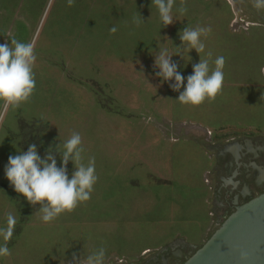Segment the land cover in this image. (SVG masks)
<instances>
[{
  "label": "rangeland",
  "instance_id": "rangeland-1",
  "mask_svg": "<svg viewBox=\"0 0 264 264\" xmlns=\"http://www.w3.org/2000/svg\"><path fill=\"white\" fill-rule=\"evenodd\" d=\"M180 3L174 22L160 27L151 0H74L71 7L67 0H0V44L15 35L32 42L37 57L30 99L18 109L0 101V227L8 212L18 219L7 242L11 255L0 264H69L72 253L83 259L101 246L104 264H141L148 256L142 253L169 239L179 235L199 244L206 228L208 236L221 223L210 220L203 203L210 167L205 145L239 133L219 131L220 124L264 125V32L242 28L239 3L186 0L183 16ZM249 21L256 20L249 14ZM187 24L211 26L201 37L205 52L226 59L221 92L199 105L177 102L174 80L161 82L153 67V51L165 43L174 53L181 44L177 32ZM182 55L171 59L186 78L205 53ZM73 131L81 134L85 162L95 157L98 179L88 201L45 223L34 214L40 205L14 191L4 168L9 155L29 144L43 157L49 144L55 150ZM67 170L71 178V161Z\"/></svg>",
  "mask_w": 264,
  "mask_h": 264
},
{
  "label": "clouds",
  "instance_id": "clouds-1",
  "mask_svg": "<svg viewBox=\"0 0 264 264\" xmlns=\"http://www.w3.org/2000/svg\"><path fill=\"white\" fill-rule=\"evenodd\" d=\"M175 2L176 0H151L150 8L154 6L157 9L160 27H167L174 22ZM67 3L71 7L74 0H67ZM247 3L258 14H264V0H247ZM187 10L186 0H181L178 13L183 16ZM142 22L143 19L136 12L134 23L139 25ZM116 31V26L109 29L110 33ZM211 32V26L191 27L187 24L177 32L181 44L174 47V53H169L163 46L165 43L159 44L158 52L153 51V67L159 69L155 75L161 78V82L174 80L170 87L179 92L176 101L181 104L199 105L206 99L214 100L222 90L226 59L222 55L213 59L212 51L205 52L206 45L201 39L208 37ZM34 47L32 42L21 41L15 35H9L5 43L0 44V101L12 109H18L22 103L27 102L36 87L33 69L37 57ZM192 49L199 56L200 53H205V56H200L199 62L192 65V73L185 78L177 70L178 65L171 57L179 55L183 59L182 53H188ZM181 87L183 91H180ZM84 152L81 134L75 131L65 141L56 143L55 150L49 144L43 157L38 154L37 145L32 143L27 151L9 155L4 168L5 178L14 191L22 195L30 205H40L34 214L47 223L63 212H71L79 203L91 198L93 186L98 179L95 173V157L89 156L85 162ZM57 155L60 159L59 167ZM69 161L74 167L71 178L67 170ZM5 219L6 226L0 227V237L5 242L0 244V257L11 255L7 242L11 241L18 223L17 215L13 212L6 213ZM105 256L106 248L101 246L89 252L83 259L72 253L69 264H104Z\"/></svg>",
  "mask_w": 264,
  "mask_h": 264
},
{
  "label": "flooded vegetation",
  "instance_id": "flooded-vegetation-1",
  "mask_svg": "<svg viewBox=\"0 0 264 264\" xmlns=\"http://www.w3.org/2000/svg\"><path fill=\"white\" fill-rule=\"evenodd\" d=\"M223 1L228 5L233 4L235 8L238 3L245 8V12L239 11L244 14L245 21L237 14L243 29L248 28L249 25H255L261 26L264 32V14H258L247 0L244 2ZM249 14L256 20L252 24L249 21ZM206 143L205 148L210 152L208 158L211 163L206 174L208 179L206 182L209 184L211 206L219 212L216 214L213 209L209 214L212 217L216 215L214 222L217 223L229 215L234 206L264 193V143L262 139L252 135L239 140L230 137L221 143L218 141ZM234 144L240 145L241 149L236 151ZM213 200L222 201L223 207L219 208L217 202L213 203ZM192 251L190 247H183L173 240L160 246L151 254H148L150 252L142 253L143 256H148L141 264H181Z\"/></svg>",
  "mask_w": 264,
  "mask_h": 264
},
{
  "label": "water",
  "instance_id": "water-1",
  "mask_svg": "<svg viewBox=\"0 0 264 264\" xmlns=\"http://www.w3.org/2000/svg\"><path fill=\"white\" fill-rule=\"evenodd\" d=\"M189 247L181 264H264V193L234 206L200 246Z\"/></svg>",
  "mask_w": 264,
  "mask_h": 264
},
{
  "label": "crops",
  "instance_id": "crops-1",
  "mask_svg": "<svg viewBox=\"0 0 264 264\" xmlns=\"http://www.w3.org/2000/svg\"><path fill=\"white\" fill-rule=\"evenodd\" d=\"M245 21V20H244ZM234 23V22H233ZM253 23V22H252ZM251 22H250V24H252ZM246 24V23H245ZM249 26H253V27H256L255 25H249ZM257 27H261V26H257ZM243 28V27H242ZM262 28V27H261ZM260 31H262V30H260ZM243 34H245V36L244 37H249L248 35H249V32H248V30L247 31H245V32H243ZM262 67V69H263V71H264V67L263 66H261ZM197 126H199V127H201L203 130L204 129H206V130H208V131H210L211 129L208 127V125H203V124H201V123H195ZM218 130L219 129H222V130H219V131H224V130H237V132H239V133H232L233 135H236L234 138H237L238 140L239 139H242L243 137H246V136H249V135H252V136H254L255 138H260V139H262V141H263V143H264V125H262V126H258L257 124H249V123H241V122H238L237 123V127H235L234 125H218L217 127H216ZM227 128V129H226ZM224 129V130H223ZM230 134V133H229ZM229 139V138H228ZM228 139H226V140H228ZM225 139L223 140V141H226ZM215 141H218V142H223L222 140H213V142H215ZM210 165H211V163H210ZM209 169H210V167H209ZM210 198H211V196H210V193H207L206 194V197L203 199V203L206 205V209H207V214H208V216L210 217V220H212V217H211V215L209 214V212H212L213 211V209H215V208H213L212 206H211V202H210ZM213 203L215 202H217V205L219 206V208H222L223 207V203H222V201H216V200H213L212 201ZM215 213L217 214V213H219L216 209H215ZM216 215H214V217H215ZM209 220V224L211 223V221ZM208 224V225H209ZM209 230H210V228L208 229V228H206V230L203 232V234H202V236H200V241H199V244H196V243H191L190 241H188L186 238H181L179 235H178V238H172V239H169L166 243H168V242H171V241H173V240H175V242H177L179 245H182L183 247H189V246H191V247H198V246H200L208 237H209V235L211 234H209L208 236H206V234L209 232ZM206 236V237H205Z\"/></svg>",
  "mask_w": 264,
  "mask_h": 264
},
{
  "label": "built area",
  "instance_id": "built-area-1",
  "mask_svg": "<svg viewBox=\"0 0 264 264\" xmlns=\"http://www.w3.org/2000/svg\"><path fill=\"white\" fill-rule=\"evenodd\" d=\"M207 180H204V182H206Z\"/></svg>",
  "mask_w": 264,
  "mask_h": 264
}]
</instances>
